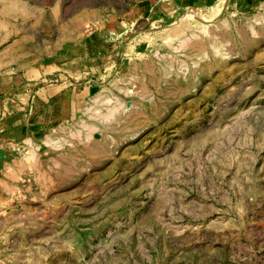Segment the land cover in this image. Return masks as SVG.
Returning <instances> with one entry per match:
<instances>
[{"label": "rangeland", "instance_id": "1", "mask_svg": "<svg viewBox=\"0 0 264 264\" xmlns=\"http://www.w3.org/2000/svg\"><path fill=\"white\" fill-rule=\"evenodd\" d=\"M11 74L77 100L0 136V264H264V0H0Z\"/></svg>", "mask_w": 264, "mask_h": 264}, {"label": "crops", "instance_id": "2", "mask_svg": "<svg viewBox=\"0 0 264 264\" xmlns=\"http://www.w3.org/2000/svg\"><path fill=\"white\" fill-rule=\"evenodd\" d=\"M78 71L72 72L80 74L81 77L86 75L85 71ZM43 73L42 71L41 75ZM29 76L32 77L33 74ZM32 84L31 79L18 74L0 79V96L5 97L3 106L0 104V111L3 109L9 113L0 121V136L6 140L4 148L10 145V140L17 142V145L26 141L27 134L36 137L48 124L60 122L75 108L76 94L66 84L39 87ZM0 101L3 102V97Z\"/></svg>", "mask_w": 264, "mask_h": 264}]
</instances>
